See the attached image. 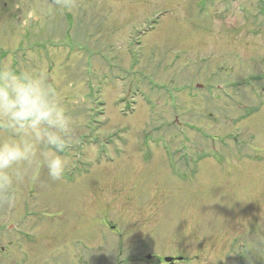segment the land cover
I'll use <instances>...</instances> for the list:
<instances>
[{
    "label": "rangeland",
    "instance_id": "374dc122",
    "mask_svg": "<svg viewBox=\"0 0 264 264\" xmlns=\"http://www.w3.org/2000/svg\"><path fill=\"white\" fill-rule=\"evenodd\" d=\"M73 3L0 0V64L76 125L62 181L0 192V264H264V0Z\"/></svg>",
    "mask_w": 264,
    "mask_h": 264
},
{
    "label": "clouds",
    "instance_id": "9594fccd",
    "mask_svg": "<svg viewBox=\"0 0 264 264\" xmlns=\"http://www.w3.org/2000/svg\"><path fill=\"white\" fill-rule=\"evenodd\" d=\"M75 10L73 0H58ZM35 14L22 16L24 30ZM75 121L47 75L32 67L0 64V192L10 191L41 169L53 182L64 179L70 161L65 152L75 140Z\"/></svg>",
    "mask_w": 264,
    "mask_h": 264
},
{
    "label": "water",
    "instance_id": "95a60500",
    "mask_svg": "<svg viewBox=\"0 0 264 264\" xmlns=\"http://www.w3.org/2000/svg\"><path fill=\"white\" fill-rule=\"evenodd\" d=\"M146 257L147 258H150L151 256L150 255H147ZM163 259H164L165 262L170 263V262H172L174 260V257H168V256H166ZM177 260H179V261L182 260V257L181 256L180 257H177Z\"/></svg>",
    "mask_w": 264,
    "mask_h": 264
},
{
    "label": "flooded vegetation",
    "instance_id": "af4514ba",
    "mask_svg": "<svg viewBox=\"0 0 264 264\" xmlns=\"http://www.w3.org/2000/svg\"><path fill=\"white\" fill-rule=\"evenodd\" d=\"M111 227L114 228L113 225Z\"/></svg>",
    "mask_w": 264,
    "mask_h": 264
}]
</instances>
